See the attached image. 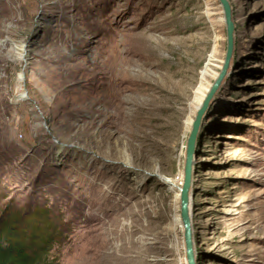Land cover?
<instances>
[{
	"label": "rangeland",
	"instance_id": "374dc122",
	"mask_svg": "<svg viewBox=\"0 0 264 264\" xmlns=\"http://www.w3.org/2000/svg\"><path fill=\"white\" fill-rule=\"evenodd\" d=\"M230 2L194 147L196 264H264V0ZM225 49L219 0H0V214L57 217L48 264H187L177 186Z\"/></svg>",
	"mask_w": 264,
	"mask_h": 264
},
{
	"label": "trees",
	"instance_id": "16d2710c",
	"mask_svg": "<svg viewBox=\"0 0 264 264\" xmlns=\"http://www.w3.org/2000/svg\"><path fill=\"white\" fill-rule=\"evenodd\" d=\"M63 236L64 229L46 206L25 211L10 203L0 214V264H48Z\"/></svg>",
	"mask_w": 264,
	"mask_h": 264
},
{
	"label": "water",
	"instance_id": "95a60500",
	"mask_svg": "<svg viewBox=\"0 0 264 264\" xmlns=\"http://www.w3.org/2000/svg\"><path fill=\"white\" fill-rule=\"evenodd\" d=\"M224 12V21L226 25V49L222 64L217 73V76L213 80L204 100L198 106L197 111L189 128L185 144V162L183 170V180L181 186H177L179 190L180 198V219L183 227V236L186 250L187 264H196V251L194 244V231H193V218L192 210L190 206L191 199V186H192V174H193V159H194V147L197 140L202 118L211 102L214 95L222 83V80L227 72L230 62L233 57L235 48V31L236 24L233 18V9L230 0H219ZM26 98H29L25 95Z\"/></svg>",
	"mask_w": 264,
	"mask_h": 264
},
{
	"label": "bare ground",
	"instance_id": "6f19581e",
	"mask_svg": "<svg viewBox=\"0 0 264 264\" xmlns=\"http://www.w3.org/2000/svg\"><path fill=\"white\" fill-rule=\"evenodd\" d=\"M169 181V180H168ZM167 181V182H168ZM169 183L173 184L172 182L169 181ZM190 206H191V199H190ZM193 231H194V226H193Z\"/></svg>",
	"mask_w": 264,
	"mask_h": 264
}]
</instances>
